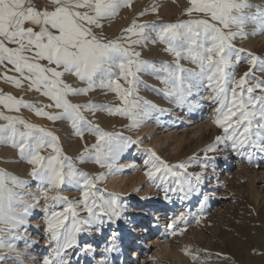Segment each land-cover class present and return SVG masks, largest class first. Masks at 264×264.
<instances>
[{
  "label": "snow or ice",
  "instance_id": "obj_1",
  "mask_svg": "<svg viewBox=\"0 0 264 264\" xmlns=\"http://www.w3.org/2000/svg\"><path fill=\"white\" fill-rule=\"evenodd\" d=\"M132 4L133 0H0V82L47 100L26 102L0 90V146L15 150L31 166L29 175L37 182V194L29 196L24 192L26 181L0 169V233L7 234L0 235V251L16 253L0 256V264H23L17 249L21 242L33 248L26 233L41 203L48 247L36 264H80V258L85 264H117L119 256L135 250L139 238L132 232L143 226L141 218L130 214L119 195L99 185L119 170L120 157L143 141L106 131L88 116L119 117L128 121L125 127L131 131L154 114L169 111L144 99L141 89L189 112L208 99L213 123L221 130L202 149L203 161L194 156L172 164L153 149L144 150V175L165 201L173 195L181 202L202 195L212 164L209 153L223 150L249 163L264 156V54L237 46L249 35H264V6L249 0H188L186 20L142 22L157 14L153 4L108 38L105 22ZM249 25L252 32L246 31ZM157 44L173 58L171 63L141 58L145 47ZM244 64L247 70L238 75ZM145 74L163 87L151 88L142 79ZM97 90L114 94L116 102H73ZM21 110L54 126L68 125L71 135L84 142L83 151L76 157L67 155L60 135L23 118ZM86 137L95 142L87 143ZM88 163L107 172L83 171L80 165ZM194 166L198 170L190 171ZM70 190L78 196L70 199L65 195ZM206 203L207 197L200 202L197 224L204 218ZM188 224L189 214L174 216L168 235L182 234ZM125 264L139 261L127 259Z\"/></svg>",
  "mask_w": 264,
  "mask_h": 264
},
{
  "label": "rangeland",
  "instance_id": "obj_2",
  "mask_svg": "<svg viewBox=\"0 0 264 264\" xmlns=\"http://www.w3.org/2000/svg\"><path fill=\"white\" fill-rule=\"evenodd\" d=\"M170 2L173 8L171 14H164L158 9V15H152L151 19L145 21L176 23L186 20L187 17L184 12L188 7V0H170ZM249 3L264 6V0H249ZM136 9L134 7L125 8L122 16L118 15L111 22L106 21L105 35L108 38L116 37L135 16L143 12V8L136 7ZM246 31L252 32L253 26L249 25ZM237 46L245 49V51L262 55L264 54V35H249L244 41H238ZM141 58L157 63L161 61L171 63L173 59L163 51V46L158 44L145 47L142 50ZM182 63L185 67H192L186 62ZM247 67L246 64L242 65L238 69V75L246 71ZM142 79L151 88L163 87L151 75L145 74ZM0 90L17 98H22L26 102H32L37 95L34 91H26L25 88L17 90L3 82H0ZM140 95L158 107L169 109V111L164 115L154 114L153 118L150 119L147 125L151 127L160 122L156 125L154 132L146 134L142 132V127L135 129L136 131H129L126 127L122 130L127 133H123L125 136H130L132 139L142 138L143 141L141 145L129 149V155L124 158L126 162L130 161L131 163V166L123 170L124 175L129 177L126 182L127 186L121 184V189L117 190L111 178L113 173L107 176L103 184L99 185L106 193L119 195L127 203L130 214L141 218L143 226L137 229H148L147 234L141 232L133 235L132 233L133 237L139 238L135 241V250L124 255L123 258L120 257L121 259L119 258L117 264H125L127 259L138 260L139 264H264V156L258 155L252 163H249L247 159L223 150L217 153H209L212 164L209 168V176L201 187L202 195H193L191 202L187 200L181 202L175 195L172 196L171 201H165L162 192L153 187L144 175L143 159L146 158L144 150L151 148L155 151L154 138L163 137L164 140L165 136L170 135L171 138L168 143L174 142L175 150L166 151L162 154V149L166 147V142L163 141L161 149L157 151L163 159L175 164L199 156L200 161H203L205 157L202 155V149H205L213 141L208 140L206 144L199 145L197 138L199 134L205 135L206 131H209L213 126L214 113L210 101L203 99L201 101L204 103L205 110L188 120L187 118L191 116L187 109L174 108L153 91L141 89ZM201 95L203 96L204 93ZM74 101L77 103L91 101L98 104L116 102L114 94L100 90L84 97L75 98ZM100 114L97 113L96 117L89 114L88 118L99 122L98 115ZM103 114L105 119H117L125 125L128 123L127 120L119 117ZM170 119L172 121L169 122ZM0 123L3 122L0 121ZM49 126L61 135L66 154L76 157L83 151L84 142L71 135V129L68 125L54 126L49 122ZM170 132L172 134H169ZM86 141L89 144L95 142L92 137H86ZM72 151L76 152L73 153ZM27 165V163L24 164V167L21 165L14 176L20 179L23 174H29L31 166ZM80 167L83 171L93 175L107 172V169H102L93 163L80 165ZM19 170L21 171L19 172ZM196 170L195 166L190 169V171ZM255 174L256 176H254ZM32 189H37V182L32 186ZM65 195L71 199L78 196V193L70 190L65 192ZM205 197H207V203L204 209V218L197 224L195 218L200 211V202ZM169 202H174V208L168 207ZM42 207L41 203L36 214L37 217L34 219L35 223L28 227V232H31L30 235L27 234L28 232L26 233L29 242L33 243V248L29 251L33 254L38 249H42L43 256L36 261L44 258V252L48 247L45 246L47 240ZM181 213L189 214V224L186 230L182 234L168 235L170 232L168 225L172 218ZM149 216L151 217L150 220L148 219ZM36 222H39V225ZM154 222L156 223L155 226H153ZM113 227L116 226L113 225ZM160 231H162V236L148 241ZM35 237L38 238L37 244L34 243ZM142 237L146 241L147 247L142 248L141 252L146 251V253H140L136 259L133 256L135 251L140 248ZM20 245L23 246V242ZM186 250H190V252L186 253ZM192 256L199 257V260L193 261ZM32 257L35 258V255ZM80 264H85L83 258H80Z\"/></svg>",
  "mask_w": 264,
  "mask_h": 264
},
{
  "label": "bare ground",
  "instance_id": "obj_3",
  "mask_svg": "<svg viewBox=\"0 0 264 264\" xmlns=\"http://www.w3.org/2000/svg\"><path fill=\"white\" fill-rule=\"evenodd\" d=\"M170 0H134L133 1V4H132V8L134 7L136 9V7L138 8H143V11L145 9H151V6L153 4H156L158 9L160 10V12L164 13V14H171L173 12V8L171 7L170 5ZM137 11V9H136ZM124 9H122L119 13L120 16H122L124 14ZM158 15V14H157ZM152 15H149V16H146V17H143L142 18V22L147 20V19H151ZM156 21V20H155ZM157 22V21H156ZM32 101H35V102H38V103H47V100L45 98H43L42 96H40L39 94L36 95V98H34ZM82 101V100H81ZM93 101V100H92ZM73 102H75L73 100ZM77 103V102H76ZM203 107L201 108H198L194 111H191L189 114H190V118H187L188 120H191L195 117V115H199L201 114L202 111L205 110V107H204V103L203 101H201ZM6 114H12V113H6ZM20 115L23 116V118L29 120L31 123H34L36 125H40V126H45V127H48L50 129H52L50 126H49V122L43 120V119H40V118H37L35 115H33L32 113L28 112L27 110H21V112L19 113ZM96 117V116H95ZM99 117V123L100 126L106 130V131H115V132H122V133H125L124 131H122L123 129H125V124H123L122 122H119L117 121V119H105L104 117V114L101 113L100 115H98ZM175 118V117H174ZM172 118V119H174ZM172 119L169 120L172 121ZM150 121V119L148 121H146L141 127H142V132H145L146 134L147 133H150V132H154L155 130V127L158 123L160 122H157L155 123L154 126H148V122ZM3 122V121H2ZM58 128V127H57ZM121 129V130H120ZM53 130V129H52ZM63 130V129H62ZM61 130V131H62ZM54 131V130H53ZM136 131V130H135ZM56 132V131H55ZM58 135H60L58 132H56ZM127 134V133H125ZM139 134V133H138ZM169 134H172L171 132ZM199 134V133H198ZM221 134V130L218 129L214 124L213 126H211V128L209 129V131H206L205 135H201L199 134L198 138H197V142L199 145L201 144H206V142L208 140H212L214 141L215 137L217 135ZM196 135V134H195ZM61 136V135H60ZM170 135H167L164 137V140H163V137H156L154 138V149L155 151H159L161 149V146H162V143L166 142V147L162 149V154H164L166 151H173L175 150V143L174 142H170L168 143V140H170ZM195 138V137H193ZM140 140L142 138H139ZM175 139V138H174ZM164 141V142H163ZM62 144H64V140L62 139ZM197 146V145H196ZM70 147V146H69ZM177 147V146H176ZM65 149V148H64ZM73 152V151H72ZM71 152V153H72ZM76 152V151H75ZM73 152V153H75ZM129 152L130 151H127L126 153H124L120 159L118 160L117 162V169H119L118 171H113V175H112V182L114 185H116V189L117 190H120L121 189V184H125L126 185V182L128 181V178L129 177H126V175H124L123 173V170L128 168L129 166H131V163L130 161H125L124 158L127 157L129 155ZM158 153V152H157ZM68 155V154H67ZM4 161H14L13 163H5ZM126 162V163H125ZM24 164H26L25 161H22L19 159L18 157V153L11 149L10 147H6V146H0V169H3L5 171H7L9 174L11 175H14L16 172H17V169L23 165L24 167ZM122 164V165H121ZM28 166V165H27ZM85 170V169H84ZM198 170V169H197ZM196 170V171H197ZM21 170H19L20 172ZM248 172V171H247ZM20 174V173H19ZM20 176V175H19ZM256 176V174L254 175ZM21 180H24L27 182V187L24 189V192L31 196L33 194H37V189H32V186L36 183V181H34L31 176L29 174H23V176H21L20 178ZM119 180L121 181L119 183ZM127 186V185H126ZM130 187V186H129ZM192 197H189V199H187V201H192ZM148 200V199H147ZM148 202V201H147ZM174 202H169V206L168 207H171V208H174ZM39 208L35 209L34 210V213H33V216L30 217V222H29V226L30 227L32 224L35 223L34 219H36V214L38 212ZM161 214V213H160ZM172 214V213H171ZM36 224L39 225V222ZM156 223L154 222L153 226H155ZM145 228V227H143ZM37 229H39V227H37ZM140 231V232H139ZM148 233V229H135L133 230V235H136L138 233ZM31 232H28L27 234L30 235ZM0 235H4L6 236L7 234L6 233H0ZM159 236H162V231H160L156 236H154L153 238H150L148 241H152L153 239L159 237ZM141 243H140V248L139 250H136L135 251V254H134V258H138V256L141 254H145L146 251H143L141 252V249L142 248H146L147 245H146V241L143 239V237L141 238ZM155 241V240H154ZM34 243L37 244L38 243V238L35 237L34 239ZM45 246H48L47 244H45ZM17 252L20 253V256L17 257L18 259H22L23 260V264H34L35 261L37 259H41V257L43 256V254L41 253L42 252V249H38L36 251V253H31L29 251V249H26L23 246H19L18 249H17ZM44 252V251H43ZM35 255V258L34 259H29V257H32ZM41 255V256H40ZM0 256H13V257H16V253H10V252H7V251H0ZM263 256H264V253H263ZM123 258L124 255H121L119 256V258ZM120 258V259H121Z\"/></svg>",
  "mask_w": 264,
  "mask_h": 264
}]
</instances>
